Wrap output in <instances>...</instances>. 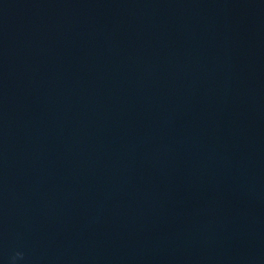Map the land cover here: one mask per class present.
Masks as SVG:
<instances>
[{
    "label": "water",
    "instance_id": "1",
    "mask_svg": "<svg viewBox=\"0 0 264 264\" xmlns=\"http://www.w3.org/2000/svg\"><path fill=\"white\" fill-rule=\"evenodd\" d=\"M0 264H264V0H0Z\"/></svg>",
    "mask_w": 264,
    "mask_h": 264
}]
</instances>
